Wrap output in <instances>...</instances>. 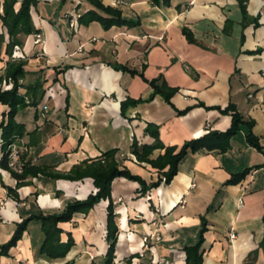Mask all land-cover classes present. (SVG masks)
<instances>
[{"label": "crops", "instance_id": "0c3cea01", "mask_svg": "<svg viewBox=\"0 0 264 264\" xmlns=\"http://www.w3.org/2000/svg\"><path fill=\"white\" fill-rule=\"evenodd\" d=\"M102 2L121 9L126 17L139 18L142 25L104 29L97 21L80 24L78 17L93 8L86 0H38L31 9L43 42L36 45L31 34L17 51L26 62L20 91L41 83L44 95L37 107L19 109L16 120L26 131L16 141L27 147L23 159L28 165L49 173L28 175L17 186L15 175L0 166V244L25 217L58 212L95 192L90 177L69 180L51 174H66L109 149L116 148L121 165L148 183L157 180L158 170L131 152L135 139L153 142L144 130L148 122L159 125L165 145L181 146L210 130L228 129L231 115L206 106L234 103L246 120L254 121L253 132L264 146V0L247 2V12L258 19V26L253 20L243 25L238 0H171L170 6H156L151 0ZM185 26L195 43L183 34ZM7 59L3 46L0 74ZM122 64L148 79L163 75L179 91L171 103L157 95L123 116L121 101L147 98L152 88L139 75L115 69ZM9 110L0 103V121ZM246 135L243 126L224 153H189L170 184L162 182L146 194L138 191V182L115 178V264H186L184 248L198 242L203 216L208 222L203 264H264V153L251 146ZM249 167L240 183L226 184L233 173ZM7 186L16 189L19 200L7 193ZM108 204L102 200L88 213L59 223L62 239L66 241L68 233L75 239L64 258L39 254L43 234L38 222L31 221L9 254L0 255V264H101L108 249ZM146 233L160 236L148 250L142 248ZM253 251L257 254L251 260Z\"/></svg>", "mask_w": 264, "mask_h": 264}, {"label": "trees", "instance_id": "16d2710c", "mask_svg": "<svg viewBox=\"0 0 264 264\" xmlns=\"http://www.w3.org/2000/svg\"><path fill=\"white\" fill-rule=\"evenodd\" d=\"M37 1L38 0H0V53L4 46V53L9 57L5 62L3 72L0 74V85L3 79L9 80L13 83L11 89H2L0 87V103L10 107V110L6 113V120L4 121L2 119L0 121V140L2 142L0 166L3 168H7V154L4 152L5 147L22 136L26 131L25 125L16 120V115L19 109L29 105L37 107L44 95L41 83L28 87V90L25 93L20 91V88L22 87V79L26 73V62L22 59L12 58L15 47L19 46L20 48L21 45L24 44L25 36L41 32L36 28L31 13V9ZM86 1L93 5V8L87 10L78 17V22L80 24L87 25L93 21H97L104 29H109L112 26L132 28L142 25V21L139 18L126 17L123 15L121 9L106 5L102 0ZM238 1L243 14V25L245 26L248 20H253L258 26V19L251 18L247 12V2L249 0ZM151 2L156 6L171 5V0H151ZM177 8L180 9V5ZM226 23L228 26L231 21H227ZM225 30L228 31V28H225ZM183 34L189 42H196L194 34L190 28L185 26L183 28ZM115 69L128 71L132 75H139L152 88V92L147 98L140 97L135 99L128 97L121 101V114L123 116L127 117V112L130 107H135L144 101H149L157 95H160L165 101L171 103V98L179 91L178 87L170 86L163 75L148 79L145 77L144 72L131 69L125 64L115 66ZM66 102L68 106L69 96L66 97ZM206 107L209 109H219L224 114H230L232 117L230 127L224 131L210 130L197 138L186 140L181 146H175L165 145L160 138L159 125L148 122L144 130L146 134L153 138V142L139 143L136 139L133 141L131 152L136 156L137 160L139 162L148 163L158 170L160 176L155 181L148 183L141 175L135 174L128 167L121 165L116 157L118 152L116 148L103 152L99 157L82 161L73 166L70 172L66 174H51L54 178H65L69 180H80L90 177L93 179L96 191L90 193L85 199H74L68 202L64 208L58 212L44 213L39 211L38 213L25 217L22 222L17 224V228L11 238L0 244V255L9 254V250L22 238L29 223L31 221H37L43 234L39 254L47 259L64 258L75 245V239L71 233H68V239L64 241L61 237L64 230L59 226V223L71 221L75 214H86L102 200H109L107 206L106 234L108 249L101 264H115L116 245L119 233L116 221L117 213L115 212L114 204L111 201L112 183L115 178L125 177L138 182V191L141 194H146L153 188L160 186L162 182L170 184L174 176L179 172V165L189 153L199 151L227 152L231 147L232 137L236 135L243 126L247 127L246 138L251 146L264 153V146L261 144L259 137L253 132L254 121L246 120L234 103H230L226 107ZM188 109L180 111V113H184ZM156 150H159L160 153L154 157L153 154ZM250 170L251 167L233 173L230 179L227 180L226 184L235 185L240 183L245 179L247 174H249ZM45 172H47L46 168L28 165L25 162L24 172L22 174H14L18 179L17 186H20L22 180L28 175L36 176L39 173ZM48 173L49 172H47V174ZM6 188L7 193L11 194L16 200H19V195L16 189L9 186ZM207 224L208 222L203 216L201 218V229L199 231L198 242L185 246L186 264H203L204 250L202 249V245L205 241L204 233L207 231ZM260 246L264 249V237ZM256 254L257 251L251 252L249 258L254 260ZM135 256L136 255L130 256L128 261H131ZM65 264H72V262Z\"/></svg>", "mask_w": 264, "mask_h": 264}, {"label": "built area", "instance_id": "2783aa9c", "mask_svg": "<svg viewBox=\"0 0 264 264\" xmlns=\"http://www.w3.org/2000/svg\"><path fill=\"white\" fill-rule=\"evenodd\" d=\"M34 42L36 45H40L43 42V34L41 32H37L34 34ZM19 46L15 47V50L13 51V57H23L24 55H20L17 53L19 50ZM2 89H11L13 87V83L9 80H2ZM45 109L48 107L45 105ZM1 140H0V149H1ZM27 151V147L25 145H19L15 141L7 145L4 149V152L7 154V170H9L13 174H22L24 172L25 167V161L23 159L24 153ZM1 156V155H0ZM121 198H119V201L121 202ZM243 202V201H241ZM0 206H2V202L0 201ZM235 233L232 232L230 234L231 238H235ZM160 240V236L156 235V233H146L142 237V248L143 249H151L153 241ZM161 260L154 261L153 264H161Z\"/></svg>", "mask_w": 264, "mask_h": 264}, {"label": "rangeland", "instance_id": "374dc122", "mask_svg": "<svg viewBox=\"0 0 264 264\" xmlns=\"http://www.w3.org/2000/svg\"><path fill=\"white\" fill-rule=\"evenodd\" d=\"M31 35V34H30ZM30 35H27V36H25L24 37V41H25V38H27V37H29ZM33 36H34V33H33ZM12 58L13 59H22L23 57H13V55H12ZM60 72L59 73H61L62 72V70H59ZM1 83H2V81H1ZM0 87L2 88V85H0ZM26 112V109H22L21 110V113H25ZM17 140V139H16ZM15 140V142L17 143V141ZM123 178H125V177H123ZM126 180H128V181H133V180H130V179H128V178H125ZM112 186H113V183H112ZM111 191H112V189H111ZM39 212V211H38ZM38 212H36V213H38ZM37 222V221H36Z\"/></svg>", "mask_w": 264, "mask_h": 264}]
</instances>
